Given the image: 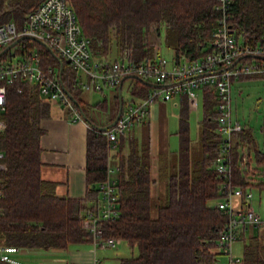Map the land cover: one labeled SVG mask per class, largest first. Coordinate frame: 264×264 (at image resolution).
<instances>
[{"label":"trees","instance_id":"16d2710c","mask_svg":"<svg viewBox=\"0 0 264 264\" xmlns=\"http://www.w3.org/2000/svg\"><path fill=\"white\" fill-rule=\"evenodd\" d=\"M40 1L0 0V19L16 12L22 21ZM68 1L93 54L107 57L114 46L120 58L134 62L152 56V26L159 37L164 30V45L174 51L176 60L202 56L219 19L214 0ZM228 20L236 38L249 44L264 42V0H232ZM29 48L38 51L41 67L59 68L55 57L33 40L23 39L11 51L20 53ZM11 51L4 53L0 61ZM74 77L75 72L63 61L60 80L90 125L83 198L57 195V183L40 175V138L44 134L40 121L50 118L55 108L71 119L70 111L36 93H18L16 83L6 86L2 114L5 127L0 132V150L4 155L1 161L6 168L0 171V245L64 251L72 244L92 241L82 220L97 209L98 186L106 180L110 145L91 124L104 126L114 119L118 96L115 91L110 103L104 98L94 105L87 104L81 91L72 87ZM133 84L132 95L149 86L139 79H134ZM95 108L104 117L102 122L93 118ZM204 114L197 145L189 147L188 139L181 138L166 188L157 198L150 191L148 136L140 142L130 139L126 156H113L119 169L116 190L120 215L101 226L102 236L125 241L130 248L137 249L136 256L120 258L118 264H211L217 258L215 240L228 219L217 202L224 197L226 181L214 167L219 147L216 113L205 105ZM180 135L186 136V129ZM244 146L248 149L245 160L241 153ZM230 165V187L264 191V151L258 148L250 129L244 128L233 136ZM242 258L244 264H264L263 228L249 232Z\"/></svg>","mask_w":264,"mask_h":264},{"label":"built area","instance_id":"2783aa9c","mask_svg":"<svg viewBox=\"0 0 264 264\" xmlns=\"http://www.w3.org/2000/svg\"><path fill=\"white\" fill-rule=\"evenodd\" d=\"M214 1V10L219 13L217 26L207 42V51L194 60H168L158 53L137 62L96 59L68 0H41L24 15L19 26L11 21L0 23V51L20 37L42 41L75 72L72 87L90 94L102 92L105 88L115 89L126 78L147 83L149 86L144 97L138 101L132 98L126 101L115 124L102 132L113 149L118 147L120 137L145 119L151 103L185 97L188 105L196 109L199 92L214 95L219 139L214 167L217 175L226 181L224 197L217 202V207L228 219L215 240L218 256L211 264H244L242 256L231 253L232 245L239 240L245 242L251 230L264 229V219L251 206V191L230 187L233 136L244 129L231 118L230 85L235 80L264 78V42L249 44L236 38L229 32L228 12L232 0ZM22 51H11L6 59L0 61V132L5 127L2 114L5 111L6 86L11 83H16L18 93H36L68 109L73 121L83 120L77 106L64 91L59 68L41 67L39 53L34 48ZM3 156L0 150V171L6 169L1 161ZM118 170V167L107 165L106 180L98 186L97 209L88 212L82 220V226L90 233L94 246L116 248L120 241L103 237L101 227L120 215L116 190ZM235 198L240 199V204L234 202ZM20 251L17 246L0 245V263L30 264L17 257Z\"/></svg>","mask_w":264,"mask_h":264},{"label":"crops","instance_id":"0c3cea01","mask_svg":"<svg viewBox=\"0 0 264 264\" xmlns=\"http://www.w3.org/2000/svg\"><path fill=\"white\" fill-rule=\"evenodd\" d=\"M156 53L160 54V50H158L157 52H155L154 50L153 54ZM93 56L96 59H108V56L103 57L96 54H93ZM122 59H126V58H120L115 51L114 60H122ZM172 59H175L174 51L172 54ZM127 79H132V78L123 79L121 82V89H120V98H121V102H124V105L126 101H128L131 98L134 99V101H138L139 99L143 98L147 90V89L145 90L137 89V92H139V94L132 95V87L134 85L132 82L126 88L125 94L128 96V98L124 99L122 96L123 95L122 91L125 86V81ZM112 90L116 91L117 93V88ZM83 92L84 91H81V97ZM99 93H103V91ZM199 93H201L203 117H202V121L199 124L198 139H199L200 127L203 124V119L205 117L204 114L205 105L207 106V108L211 107V109L214 110L215 112V103H216L214 95H212L210 92L203 91ZM104 98L107 100V95L102 94V97L99 101H101ZM82 99L84 100V98ZM99 101L92 103L90 100L88 99L86 100L87 104L90 105H94ZM110 101H111V97H110ZM210 102L211 103L214 102L212 106L208 105ZM165 103H171L174 107H182V109L184 110L193 109L188 105L185 97H181V98L176 97L169 101L153 102L149 105L148 114L145 117V119L137 123L134 127H132V129H130L126 135L119 138V144L117 148L109 149L108 165L117 167L118 163L116 159L119 158L121 155L122 156L127 155L128 142L130 139H138V141L140 142L142 138L146 136L149 137V149H150L149 164H150V175L152 179L150 191L152 189L154 190L156 186H159L161 184V180H163L167 185L166 175L168 176L169 172L171 171L170 167L174 163L175 160L174 156L178 153V150L180 148L179 146L176 152H171L170 154L166 153L167 154L166 156L164 152H161L159 146L156 145V139L154 140L153 135L151 134L150 121L151 122L154 121V119L157 117V110L159 109V105H163ZM118 105H119V97H118ZM93 111H97L96 108ZM40 126L44 130V134L40 138V145L42 149L41 160L43 163L40 169L41 178L44 180L56 182L57 183L56 193L59 196H67L70 198H83L85 196V191L87 187L86 177H85V166H86V138L89 128L88 119L87 121L84 119L81 121H73L72 119H69L66 116H64L59 109L55 108L53 115L50 118H45L40 121ZM184 127L185 125L183 124L182 128H180V130L178 131L179 135L181 134V130ZM188 141L190 143L189 139ZM179 142L181 143V139H179ZM189 147H191V145ZM115 154H118L119 156L117 158L113 157L115 156ZM161 169H163L164 171H166V173H168V174H164L163 178L160 177ZM164 188H166V186H164ZM158 195L159 194L157 192L155 195L153 193V196L151 194L153 198H157ZM98 199H99V194H98ZM234 202L236 204H240V199L235 198ZM244 243L245 242H243V244ZM97 247L98 246H94L92 242L90 243L87 242V243L72 244L68 249L64 251H43V252L55 253L59 257H61L62 255L64 257L66 256L69 257L67 258V261L65 259L64 262L65 264H104L105 259L107 257L98 256ZM23 251H28V250H21L19 253ZM29 251L41 252V250H29ZM119 259L120 258L114 259L112 263L118 264ZM24 262L30 264H40L36 262L34 263L28 261H24Z\"/></svg>","mask_w":264,"mask_h":264},{"label":"rangeland","instance_id":"374dc122","mask_svg":"<svg viewBox=\"0 0 264 264\" xmlns=\"http://www.w3.org/2000/svg\"><path fill=\"white\" fill-rule=\"evenodd\" d=\"M14 22L17 26L22 23L16 12L10 13L6 18L0 19V23ZM164 30L159 37L155 26L150 28L149 42L154 46L155 52L160 50V54L166 59H172L173 51L166 48L164 45ZM240 40V39H239ZM115 49L111 46L110 53L108 55L109 60H114ZM134 79H127L122 91L124 99L128 98L126 88ZM110 88H105L103 93L95 92L94 94L82 93V98L86 101L90 100L92 103L99 101L102 94L107 95V101L110 103V97L114 94ZM230 104H231V118L233 121L239 122L244 128L250 129L252 135L257 143L258 148L264 151V78L263 77H251L242 80H235L230 85ZM110 105V104H109ZM108 105V106H109ZM92 116L95 120L102 122L104 117L99 115L97 111H93ZM202 102L201 93H198V106L196 109L184 110L182 107H174L171 103H165L159 105L157 110V117L154 121H150L151 134L154 140L156 139V145L159 146L161 152L167 156L166 153L176 152L180 146L179 139L187 138L190 140L188 145H197L199 124L202 121ZM185 125L183 129H186L187 135L181 136L178 134L182 125ZM137 134V133H136ZM247 148L244 146L241 149L242 155L247 153ZM247 158V157H246ZM254 165V160L252 161ZM166 171L161 169L160 177L163 178ZM167 177V175H166ZM166 186L165 182L161 180V184L151 190L153 196L156 194H163ZM251 198V206L255 212L260 214L264 219V191L258 193L253 189ZM235 200V199H234ZM239 207V206H238ZM243 241H236L232 245L231 253L235 256H242L243 253ZM97 255L105 256L104 264H113L112 261L116 258H125L137 255V249L130 248L125 241H119L116 248L97 247ZM66 256V255H65ZM20 259L28 262H36L40 264H61L67 261V258L63 255L59 257L55 253L50 252H38V251H23L17 255Z\"/></svg>","mask_w":264,"mask_h":264},{"label":"water","instance_id":"95a60500","mask_svg":"<svg viewBox=\"0 0 264 264\" xmlns=\"http://www.w3.org/2000/svg\"><path fill=\"white\" fill-rule=\"evenodd\" d=\"M231 33V30L229 31ZM25 37H20V38H17L15 41H13L12 43L8 44L6 47H4L1 51H0V56L5 53L6 51H8L11 47H13L16 43H18L19 41H21L22 39H24ZM39 44H41L42 46H44L48 52L53 55L55 57V59L58 61L59 63V76L61 74V70H62V67H63V62L59 59V57L53 52V50L44 42L42 41H37ZM122 82V81H121ZM121 82L118 84L117 86V94H118V97H119V105H118V110H117V113L114 117V119L108 123L107 125H104V126H97V125H94V124H91V126L97 130H99L100 132H104L106 131L108 128H110L111 126H113L116 122V120L118 119L119 115H120V112H121V109H122V102H121V98H120V89H121ZM64 91L66 92V94L68 95V97L71 99V101L78 107L79 109V104L78 102L76 101V99L68 92V90L66 88H64ZM80 113H81V116L84 120L87 121V119L85 118L84 114L82 113V111L80 110Z\"/></svg>","mask_w":264,"mask_h":264}]
</instances>
